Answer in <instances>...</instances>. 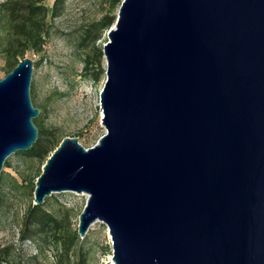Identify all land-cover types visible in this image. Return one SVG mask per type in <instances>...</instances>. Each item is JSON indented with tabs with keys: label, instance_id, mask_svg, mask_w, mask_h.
Segmentation results:
<instances>
[{
	"label": "water",
	"instance_id": "95a60500",
	"mask_svg": "<svg viewBox=\"0 0 264 264\" xmlns=\"http://www.w3.org/2000/svg\"><path fill=\"white\" fill-rule=\"evenodd\" d=\"M98 142L64 136L36 179L88 197L113 264H264V0H122ZM34 59L0 79V180L40 129Z\"/></svg>",
	"mask_w": 264,
	"mask_h": 264
},
{
	"label": "rangeland",
	"instance_id": "374dc122",
	"mask_svg": "<svg viewBox=\"0 0 264 264\" xmlns=\"http://www.w3.org/2000/svg\"><path fill=\"white\" fill-rule=\"evenodd\" d=\"M3 1L6 0H0V4ZM56 1L44 0L51 9ZM56 6L57 14L47 16L49 33L43 50L39 54L29 50L25 54L34 59L31 98L40 109L38 117L42 118V125L53 131L49 134L50 141L67 135L77 137L90 148L106 133L101 123L100 91L106 77L103 45L108 40V30H102L101 21L105 15H117L120 4L115 0H60ZM8 27L0 8V79L10 70V59L5 52ZM23 152L11 154L8 157L11 165L4 166L2 171L0 247L12 244L22 248L28 256L35 254L36 249L31 241L22 240L21 229L30 224L28 211L30 205L35 204L34 186L42 166L39 158ZM87 197L85 192L65 190L53 192L44 203L61 220L62 232L72 233L78 229L79 215ZM50 239L42 244L47 251L39 264H57L55 239L52 236ZM75 245L79 255H86V264H112L110 231L101 220L93 223L86 236H80Z\"/></svg>",
	"mask_w": 264,
	"mask_h": 264
},
{
	"label": "trees",
	"instance_id": "16d2710c",
	"mask_svg": "<svg viewBox=\"0 0 264 264\" xmlns=\"http://www.w3.org/2000/svg\"><path fill=\"white\" fill-rule=\"evenodd\" d=\"M59 1H56L52 9L45 4L44 0H6L0 4L1 12L5 15L7 26H9V34H7V30L5 34V38H7L5 52L10 59L9 72L25 56L26 51L32 50L35 53H41L49 33L47 16L49 13L57 14L56 5ZM121 1L115 0V3L120 4ZM115 22V14L105 15L101 21L102 30H108ZM18 56L22 57L19 58ZM99 77L100 74H97V78ZM41 119V117L34 119L40 129L37 140L30 150L23 153L39 158L41 166H43L49 159V155L60 145L62 139L55 142L50 141L49 134H52L53 131L44 127ZM10 165L11 161L7 158L4 166ZM40 174L41 171L39 170L36 178ZM27 219L30 224L27 223L22 227L21 238L24 242L31 241L36 253L27 256L22 248L18 249L12 244H6L0 247V264H39L40 258H43L47 251V248L43 247L42 244L48 240L50 242L51 236L55 239L54 248L56 249L57 264L87 263L86 255L84 253L79 255L76 251L75 244L76 240L80 239L79 232L77 230L72 233L66 230V233L62 232L61 227L64 226L61 220L45 206L44 202L30 205Z\"/></svg>",
	"mask_w": 264,
	"mask_h": 264
},
{
	"label": "bare ground",
	"instance_id": "6f19581e",
	"mask_svg": "<svg viewBox=\"0 0 264 264\" xmlns=\"http://www.w3.org/2000/svg\"><path fill=\"white\" fill-rule=\"evenodd\" d=\"M112 264H113V261H112Z\"/></svg>",
	"mask_w": 264,
	"mask_h": 264
}]
</instances>
